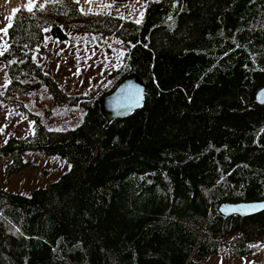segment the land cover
I'll return each instance as SVG.
<instances>
[{"label": "trees", "instance_id": "1", "mask_svg": "<svg viewBox=\"0 0 264 264\" xmlns=\"http://www.w3.org/2000/svg\"><path fill=\"white\" fill-rule=\"evenodd\" d=\"M36 22L18 21L16 41L38 44ZM43 26L44 34L67 39L54 19ZM79 28L131 43L96 95L65 93L29 60L27 71L7 67L11 85L0 99L35 127L9 137L0 159L15 171L25 152L42 150L70 168L29 194L0 185V258L199 264L220 244L237 256L263 246L264 210L224 216L217 206L264 200V103L255 100L264 87V0H147L138 22L86 12ZM11 48L7 58L23 56L21 46ZM131 72L145 84V103L107 123L98 99ZM40 87L59 107H81L80 118L50 128L29 113L16 93Z\"/></svg>", "mask_w": 264, "mask_h": 264}, {"label": "rangeland", "instance_id": "2", "mask_svg": "<svg viewBox=\"0 0 264 264\" xmlns=\"http://www.w3.org/2000/svg\"><path fill=\"white\" fill-rule=\"evenodd\" d=\"M146 2L147 0H31L32 11L29 12V0H0V95L11 85L7 67L9 69L10 64L20 65L27 71V60L29 64L40 66L67 94H78L80 98H85L101 92L110 84V72L120 67L123 55L131 43L114 35L81 31L79 25L82 13H106L138 22L142 18ZM17 9L14 13L13 10ZM48 14L54 16L46 17ZM24 18L37 21L33 38L38 44L16 41L15 26ZM52 19L67 33L66 40L44 34L43 25ZM13 44L21 46L24 52L20 54L23 56L7 58L13 52ZM47 92L43 87L37 90L25 88L19 89L16 97L29 113L37 116L50 128L70 126L80 118L83 113L81 107H59ZM34 127L35 120L16 106L0 99V146L11 136L32 134ZM23 158L26 159L25 165L15 171L9 170L10 159H0L1 186L13 192L29 194L33 189L57 180L70 168V163L65 158L42 150H29L24 153ZM0 261L7 264L5 258H0ZM199 264H264V245L246 256H237L220 244L215 254Z\"/></svg>", "mask_w": 264, "mask_h": 264}, {"label": "water", "instance_id": "3", "mask_svg": "<svg viewBox=\"0 0 264 264\" xmlns=\"http://www.w3.org/2000/svg\"><path fill=\"white\" fill-rule=\"evenodd\" d=\"M146 99V88L143 80L135 72L124 76L115 87L98 99L102 117L107 123L140 109ZM257 103H264V87L255 94ZM224 216H250L264 210V200L222 201L217 206Z\"/></svg>", "mask_w": 264, "mask_h": 264}, {"label": "snow or ice", "instance_id": "4", "mask_svg": "<svg viewBox=\"0 0 264 264\" xmlns=\"http://www.w3.org/2000/svg\"><path fill=\"white\" fill-rule=\"evenodd\" d=\"M27 10H28L29 12L32 11L31 0H29V6H28ZM13 11H14V13H15L16 11H18V9H17V10H13ZM10 26H11V24H9V27H10ZM4 31H6V29H4Z\"/></svg>", "mask_w": 264, "mask_h": 264}]
</instances>
